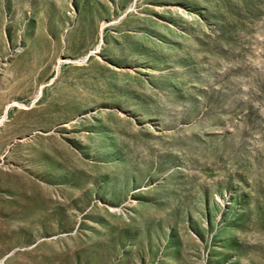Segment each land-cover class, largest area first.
I'll use <instances>...</instances> for the list:
<instances>
[{
  "label": "rangeland",
  "instance_id": "obj_1",
  "mask_svg": "<svg viewBox=\"0 0 264 264\" xmlns=\"http://www.w3.org/2000/svg\"><path fill=\"white\" fill-rule=\"evenodd\" d=\"M0 264H264V0H0Z\"/></svg>",
  "mask_w": 264,
  "mask_h": 264
}]
</instances>
